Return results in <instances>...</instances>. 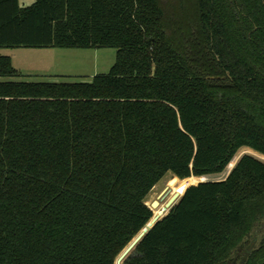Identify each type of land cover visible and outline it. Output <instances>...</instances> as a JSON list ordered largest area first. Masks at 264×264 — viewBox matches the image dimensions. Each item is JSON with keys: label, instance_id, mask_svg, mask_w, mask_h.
<instances>
[{"label": "trees", "instance_id": "1", "mask_svg": "<svg viewBox=\"0 0 264 264\" xmlns=\"http://www.w3.org/2000/svg\"><path fill=\"white\" fill-rule=\"evenodd\" d=\"M117 48L90 81L0 54V264H117L170 171L264 155V0H0V48ZM122 264H264V160L190 185Z\"/></svg>", "mask_w": 264, "mask_h": 264}, {"label": "rangeland", "instance_id": "2", "mask_svg": "<svg viewBox=\"0 0 264 264\" xmlns=\"http://www.w3.org/2000/svg\"><path fill=\"white\" fill-rule=\"evenodd\" d=\"M33 1L21 0V3L26 5ZM0 54H8L12 57L13 65L17 69L16 75L13 76L15 80L90 81L95 74L107 73L110 70L116 61L117 48L16 46L2 47ZM244 153L253 154L264 160L263 154L249 147H242L232 159L233 166L230 165L231 161L222 172L196 177L195 182L201 179L225 178ZM180 180L181 178L169 171L153 187L147 197V203L150 206L153 200H159L160 204L166 203L173 193L166 188L176 185Z\"/></svg>", "mask_w": 264, "mask_h": 264}, {"label": "water", "instance_id": "3", "mask_svg": "<svg viewBox=\"0 0 264 264\" xmlns=\"http://www.w3.org/2000/svg\"><path fill=\"white\" fill-rule=\"evenodd\" d=\"M206 181V180H202ZM200 182V181H199ZM185 192V191H184ZM183 192V193H184ZM179 192L175 193L171 198L167 200L163 208L158 212L154 213L152 219L145 225V227L139 232V234L132 240V242L125 248V250L120 254L117 259V264H122V260L128 255V253L135 247L138 241L144 236V234L152 228V226L161 218L163 217L166 212L170 209V207L176 202V200L181 196ZM158 202V200L153 201L154 203Z\"/></svg>", "mask_w": 264, "mask_h": 264}, {"label": "bare ground", "instance_id": "4", "mask_svg": "<svg viewBox=\"0 0 264 264\" xmlns=\"http://www.w3.org/2000/svg\"><path fill=\"white\" fill-rule=\"evenodd\" d=\"M250 149H252V148H250ZM234 162V160L230 163V165L231 166H233V163ZM202 176H204V175H202ZM196 177H200V176H194V175H192V176H189V177H186V178H182L176 185H172V186H168L166 189H167V191H173V193H172V196L175 194V193H177V192H179L180 194H183V192L190 186V185H192V184H195L196 182H199V181H202V180H205V179H201V180H198V181H196L195 182V180H196ZM172 196H170V198L172 197ZM154 201V200H153ZM153 201H152V203H153ZM166 202V201H165ZM165 205V203L164 204H160V201L158 200V202H156V203H154V205L152 204V206H151V208L154 210V213H158L162 208H163V206Z\"/></svg>", "mask_w": 264, "mask_h": 264}]
</instances>
